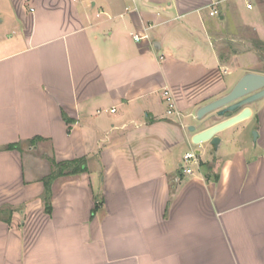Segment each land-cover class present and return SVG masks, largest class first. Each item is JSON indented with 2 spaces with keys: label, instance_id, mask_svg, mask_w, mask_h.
Listing matches in <instances>:
<instances>
[{
  "label": "crops",
  "instance_id": "1",
  "mask_svg": "<svg viewBox=\"0 0 264 264\" xmlns=\"http://www.w3.org/2000/svg\"><path fill=\"white\" fill-rule=\"evenodd\" d=\"M247 73L264 0H0V264H264V100L217 152L187 133Z\"/></svg>",
  "mask_w": 264,
  "mask_h": 264
},
{
  "label": "water",
  "instance_id": "2",
  "mask_svg": "<svg viewBox=\"0 0 264 264\" xmlns=\"http://www.w3.org/2000/svg\"><path fill=\"white\" fill-rule=\"evenodd\" d=\"M262 100L264 75L245 74L230 92L198 109L195 114L196 124L187 129L191 144L195 147L209 145L217 152L222 144L220 134L249 119L252 115L250 106ZM212 120L217 123L205 128ZM253 134L256 139L258 133L254 131ZM196 154L201 155L202 151L198 150Z\"/></svg>",
  "mask_w": 264,
  "mask_h": 264
},
{
  "label": "trees",
  "instance_id": "3",
  "mask_svg": "<svg viewBox=\"0 0 264 264\" xmlns=\"http://www.w3.org/2000/svg\"><path fill=\"white\" fill-rule=\"evenodd\" d=\"M16 145H11L8 149H15ZM52 165V174L45 180L46 193L44 196L45 212L51 214L52 212V191L51 186L53 181L58 178L76 177L88 171L86 158L76 159L73 161H66L56 163L50 160ZM210 168V165H209ZM100 203H96L93 213L100 207Z\"/></svg>",
  "mask_w": 264,
  "mask_h": 264
},
{
  "label": "built area",
  "instance_id": "4",
  "mask_svg": "<svg viewBox=\"0 0 264 264\" xmlns=\"http://www.w3.org/2000/svg\"><path fill=\"white\" fill-rule=\"evenodd\" d=\"M74 1L76 2L77 0H74ZM248 8L251 9L252 6L249 5ZM210 15L213 16V17L214 16H218L219 15V12H218L217 9H212ZM164 98H165L166 104L168 106V115L169 116H173V115L180 116V113H178L177 110H176V105H175L174 99H173L171 93L168 90H165L164 91ZM184 161H185V163L188 166L187 167H184L183 163H181L180 164V168H182V172H184L185 174H188V175H191L192 174L191 167L199 166L200 165L199 156L195 152L187 153L184 156Z\"/></svg>",
  "mask_w": 264,
  "mask_h": 264
},
{
  "label": "rangeland",
  "instance_id": "5",
  "mask_svg": "<svg viewBox=\"0 0 264 264\" xmlns=\"http://www.w3.org/2000/svg\"><path fill=\"white\" fill-rule=\"evenodd\" d=\"M254 60H255V59H253V58H251V59L248 58L247 60L242 61L241 63H243L244 65H245V64H247V65L251 64V66H252V64L254 63ZM252 67H253V66H252ZM229 68H230V67H229ZM242 68H244V66L241 67V69H242ZM253 68H254L255 70H261L260 68H257V69H256V67H253ZM253 68H252V69H253ZM231 69H232L233 72H236V70H241L240 67H236V70H234L233 67H232ZM253 133H254V131L252 132V137H253V139H254V134H253ZM190 152H192L190 149H186V150L183 152V155H182V158H181V162L183 163L184 167H187V166H188V165L185 163V161H184V156H185L187 153H190ZM196 167H197V166L191 167V169L194 170ZM180 170H182V168H180Z\"/></svg>",
  "mask_w": 264,
  "mask_h": 264
}]
</instances>
